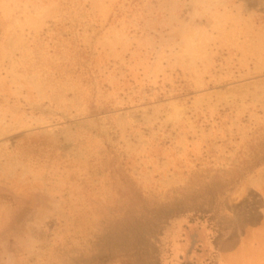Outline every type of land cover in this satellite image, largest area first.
<instances>
[{
  "label": "rangeland",
  "instance_id": "obj_1",
  "mask_svg": "<svg viewBox=\"0 0 264 264\" xmlns=\"http://www.w3.org/2000/svg\"><path fill=\"white\" fill-rule=\"evenodd\" d=\"M204 250L264 264V0H0V264Z\"/></svg>",
  "mask_w": 264,
  "mask_h": 264
},
{
  "label": "trees",
  "instance_id": "obj_2",
  "mask_svg": "<svg viewBox=\"0 0 264 264\" xmlns=\"http://www.w3.org/2000/svg\"><path fill=\"white\" fill-rule=\"evenodd\" d=\"M208 249V248H207ZM206 249V250H207ZM206 250H204V251H202V255H200L199 253H197L194 257V259H195V261L197 262L198 260H200L201 258H206V256H207V252H206ZM198 257V259H196ZM207 259V258H206ZM188 261V263L189 264H192V263H194L193 261H189V260H187ZM206 261V260H205ZM198 263H200V264H203L204 262L203 261H200V262H197V264Z\"/></svg>",
  "mask_w": 264,
  "mask_h": 264
}]
</instances>
